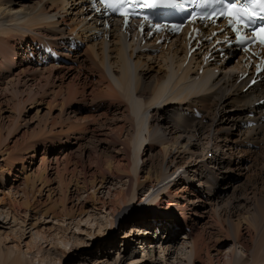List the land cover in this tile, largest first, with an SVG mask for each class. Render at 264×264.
<instances>
[{
  "label": "bare ground",
  "instance_id": "6f19581e",
  "mask_svg": "<svg viewBox=\"0 0 264 264\" xmlns=\"http://www.w3.org/2000/svg\"><path fill=\"white\" fill-rule=\"evenodd\" d=\"M214 31L220 30H209L203 40H195L191 35L187 37L189 41H186L185 34L180 37L168 33L157 34L147 27L143 33H139L137 29L123 28L119 22L107 21L105 24L101 14L91 6L90 0H0V82L6 76L3 73H8L10 68H13L11 64L14 63L17 46L21 48L27 44L25 52L37 57L35 61L40 64L44 61L55 62L40 48L41 41L45 39L54 47L60 48L69 47L68 43L73 37L86 42L83 52L76 51L66 54V57L80 68L86 66L89 71L95 70L99 79L97 83L100 88H104L98 95L109 97L111 103L113 102L108 108V113L112 110L111 119L107 118V121L113 122V126L115 122L123 124L117 133L125 135L124 139L117 136L119 141L110 142L111 147L115 148L114 151L128 162L126 170H115L116 177L121 182L125 177L129 178L127 194L130 198L127 201L126 195L123 194V206L118 204L121 209L118 215L123 210L128 213L130 206L134 204V198L150 184V189L154 190L155 194L143 213L147 212V207L152 209L151 206L162 205V202H157L160 200L159 196L164 194L172 199L170 209L167 210L176 211L175 216L181 212L184 221L188 217L186 211H192L191 207L197 209L199 215L212 214L221 231L223 221L227 223L226 234L233 240L231 264H264V80H257L256 84L252 85L253 78L250 75L244 77L247 71L241 76L233 75L239 63L230 64L229 59L223 64V61L217 58L220 50L229 54L232 49H226L221 37L214 36ZM27 40L30 42L26 43ZM160 49L162 53L159 56L153 55ZM142 50L149 52L144 55ZM209 54V61H205ZM63 67L65 68V65L57 68L51 66L50 69L43 70V73L51 78L55 75L54 70ZM27 72L28 70L24 69L17 77L20 79ZM14 83L13 79L9 82L10 86L16 85ZM18 86L19 84L16 85ZM40 90L45 95V88ZM77 91L78 88L72 85L68 97L77 96ZM84 91L85 88L82 95ZM18 93L14 95L19 97ZM39 94L36 95L42 96ZM70 98L64 100L68 102ZM31 99L28 101L35 98ZM25 104L19 102L15 111L23 113ZM195 111L202 112L205 116L196 119ZM39 112L40 110L38 114ZM59 114L65 113L61 109ZM71 114L75 122L66 125V128L59 132L66 137L62 144L80 141L85 135H91V141L96 142L98 139L97 143L101 146H104L103 143H109L98 138L106 136L104 130L107 123H94V120H91L94 116L78 118L76 111L69 113ZM16 118L7 137L0 132V154L4 152L1 151L4 146L2 144L17 130L16 126L19 128L21 116ZM252 121L257 124L251 125ZM44 129L46 131V128ZM111 131L113 132L112 129ZM113 143L115 144L112 145ZM146 143V149H143ZM157 147L159 150L152 153ZM79 148L82 149L83 145ZM30 149L36 151L33 150L34 147ZM147 154L149 156L142 164L146 167L147 160L151 161V164L143 183L139 180L140 163L142 157ZM7 156L11 157L10 154ZM112 163L109 165V171L114 175V170L111 171ZM243 178L245 180L242 185L235 186L236 182L240 183ZM102 179L105 180V175ZM183 183L186 185L174 193L173 190ZM194 189L201 195L200 199L189 198V192ZM191 195L194 197L195 194ZM182 200L187 204L177 207L175 203ZM1 205L3 204L0 203V229L8 230L20 239H25L30 234V241L25 244L27 250L19 252L16 256H13L14 251L7 250L6 256L0 257V264H35V251L32 248H38L40 254L41 247L48 241L42 238L38 231L27 232L24 225L15 224V217L11 216L9 220L10 213ZM153 210L155 209L150 211ZM170 216L169 213L165 217L159 216L157 228L161 230L167 227L168 231H172L166 224ZM90 217L92 215H89ZM88 220L87 224L93 223ZM79 222L81 224L82 220ZM173 223L176 226V220ZM114 224L113 220L111 225ZM243 225L248 226L251 247L242 242ZM151 227V222L145 223L144 233L147 234V228ZM132 229V234L143 233L138 227ZM157 237L156 244L164 251L160 246L162 237ZM128 240V246L133 247V240ZM146 242L140 246L143 251L146 249ZM62 244L66 254L74 251L75 247L69 248L70 241H63ZM153 246L154 242L151 248H154ZM192 248L196 249V244ZM245 256H250V260L244 258ZM57 257L59 255L54 248L46 250L42 256V264L47 259H50L52 264ZM124 259L125 256L119 252L114 262L103 257L93 260V263L123 264ZM130 262L147 263L142 260ZM150 262L155 264L153 259Z\"/></svg>",
  "mask_w": 264,
  "mask_h": 264
},
{
  "label": "rangeland",
  "instance_id": "374dc122",
  "mask_svg": "<svg viewBox=\"0 0 264 264\" xmlns=\"http://www.w3.org/2000/svg\"><path fill=\"white\" fill-rule=\"evenodd\" d=\"M28 41L30 42L27 40L26 43ZM26 46L27 44L22 45L21 48L17 46V54L13 59L14 63L11 64L13 68H10V72L3 73L6 76L0 82L2 89H0V132L2 135L4 134L3 136L7 137L9 128L13 127L16 117L21 116L19 128L16 126L17 130L8 137L5 144H2L5 147L1 148V151L4 152L0 154V203L3 204L1 207H5L3 209L10 213L9 220L11 216L15 217L17 221L15 224L24 225L27 232L38 231L41 237L48 241L41 247L40 254H38V248H32L35 251L33 262L42 264L44 251L54 248L59 257L52 264H94L93 260L103 257L114 262L119 252L123 254V257L125 256L123 264H130L131 260H142L147 261L143 264H152L150 262L152 259L155 264H231L233 240L226 234L227 223L223 221V230L221 231L212 214L199 215L200 212L197 209L194 210L193 207L190 208L192 211H186L188 217L184 221L181 212H178V216L180 215L178 217L175 216L177 215L176 211L169 212L167 210L170 209L172 199L167 198L164 194L159 196L160 200L157 202H162V205L151 206L152 209H155L153 211L147 207L146 214L143 213L155 194L154 190L150 189V184L134 198L133 203H137V205L132 204L128 213L123 210L118 215V211H121L120 205L123 206V194L126 195L127 201L130 196L127 194L129 178L125 177L126 179L124 178L121 182L115 172L118 168L126 170L128 162L124 161L123 156L118 155L110 144L111 141H119L117 136L119 139L125 137V135L121 136L117 133L123 124L115 122V126H113V122L107 121L111 119L112 110L108 113V108L113 102L111 103L109 97H107L108 100L106 97L98 95L104 88H100V84L97 83L99 79L95 70L91 69L92 73L86 66L80 68L79 65H65V68L54 70L53 74L55 75L49 78L47 74L43 73V70L50 69L51 66L57 68L64 64H56L51 61L39 64L35 61L37 57H33L31 60L20 58L19 62L18 51L24 54L27 50ZM161 50H157L153 55L159 56L162 53ZM147 52L149 51H143L144 55ZM227 57L225 56L223 60ZM217 58L223 61L222 58L218 56ZM24 69L28 72L19 79L17 74L22 73ZM32 72H35V75ZM12 79L14 84H19L18 87L10 86L9 82ZM96 83L97 85H95ZM72 85L78 88L76 92L78 97L73 94V98L68 97ZM41 88L43 90L45 88V95L41 93ZM94 91L95 93H93ZM16 92H20L17 94L19 97L14 95ZM38 93L42 96L36 95ZM28 96L36 100H32ZM68 98L70 99L66 102L65 100ZM94 98H100V100ZM30 99L32 101H28ZM18 101L26 103L21 114L18 110L15 111L19 104ZM61 109L65 114H59ZM38 110H40L39 114ZM73 111H76L78 118L94 116L93 119L91 118L94 123L101 121L107 123L106 130H104L106 136L98 138L109 143H103L104 146H101L97 143L98 139L96 142L91 141V135H85L80 141L74 140L72 144H62L66 137L59 132L64 130L66 125L75 122L73 115H69ZM66 119L68 123L65 121ZM99 134L101 135V133ZM81 145H83L82 149L79 148ZM31 146L36 151H31ZM146 146L147 143L144 144L143 149H146ZM158 150L159 147L152 153ZM8 154L11 155L10 158H8ZM148 156V154L144 155L140 163L139 180L143 183L147 178L151 161H146V167L143 166L142 161L146 160ZM111 163L113 164L111 171L114 170V175L109 171ZM104 175L105 180L102 179ZM28 176H30V180H28ZM244 180L245 178L241 179L240 183L236 182L235 186L242 185ZM199 182L198 177L197 183ZM185 185L183 183L177 186L173 190L174 193L179 192ZM192 193L195 194L194 197H192ZM188 196L192 200L201 198L195 189L193 192H189ZM175 204L180 207L187 203L182 200ZM161 207L165 209L161 210ZM168 213L173 215V217L170 216L171 218L168 217L169 222H166L172 231H168L167 227L158 229L157 218L165 217ZM89 215L92 217L89 218ZM3 218L4 216L2 220ZM174 218L176 226L173 223V221L175 222ZM81 220L83 223L80 224ZM86 220L93 221V223L87 224ZM113 220L115 224L112 226ZM10 222L12 223L13 220ZM150 222L152 227L147 228L148 232L145 234V223ZM133 227H138L143 233L132 234ZM247 227L243 225L241 230L244 238L242 242L251 247V237ZM159 236L162 237L160 246L164 251L160 250L159 245L156 244L158 240L155 238H159ZM128 238L133 240V247L128 246L130 241ZM29 241L30 234L25 239H20L8 230L0 229V257L6 256L7 250L14 251L13 256L19 252H25L27 250L25 244ZM63 241H70L69 248L75 247L74 251L66 254ZM143 242L147 244L144 251L140 247ZM153 242L154 248H151ZM195 244L196 249H193ZM239 249L242 251L240 247ZM244 258L250 260V256ZM45 261L44 264H51L50 259Z\"/></svg>",
  "mask_w": 264,
  "mask_h": 264
},
{
  "label": "snow or ice",
  "instance_id": "6c2138e0",
  "mask_svg": "<svg viewBox=\"0 0 264 264\" xmlns=\"http://www.w3.org/2000/svg\"><path fill=\"white\" fill-rule=\"evenodd\" d=\"M99 2L103 3L105 7L111 8L112 11H117L118 10L117 5H122L125 2V0H99ZM261 2L264 3V0H261ZM229 8L231 10L227 11L226 13L227 16L229 17V23L231 24L232 29L237 32V36H239L240 35L239 26L241 25L242 13L240 10L236 8L235 5H229ZM221 14L224 15L225 13H221ZM121 15L127 16L128 13L121 12ZM260 43L264 44V34H260Z\"/></svg>",
  "mask_w": 264,
  "mask_h": 264
}]
</instances>
